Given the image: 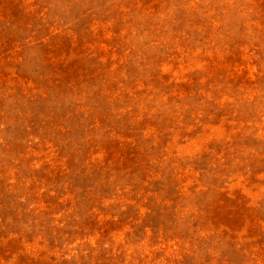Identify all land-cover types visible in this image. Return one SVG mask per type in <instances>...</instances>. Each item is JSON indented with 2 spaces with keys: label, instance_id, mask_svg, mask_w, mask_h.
I'll use <instances>...</instances> for the list:
<instances>
[{
  "label": "rangeland",
  "instance_id": "374dc122",
  "mask_svg": "<svg viewBox=\"0 0 264 264\" xmlns=\"http://www.w3.org/2000/svg\"><path fill=\"white\" fill-rule=\"evenodd\" d=\"M0 264H264V0H0Z\"/></svg>",
  "mask_w": 264,
  "mask_h": 264
}]
</instances>
